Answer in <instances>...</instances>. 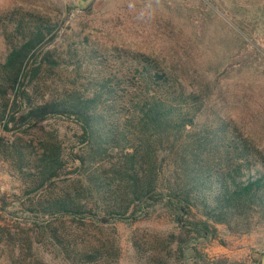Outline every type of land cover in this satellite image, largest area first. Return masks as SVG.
I'll return each mask as SVG.
<instances>
[{
	"label": "trees",
	"instance_id": "1",
	"mask_svg": "<svg viewBox=\"0 0 264 264\" xmlns=\"http://www.w3.org/2000/svg\"><path fill=\"white\" fill-rule=\"evenodd\" d=\"M8 22V53L0 59V157L29 188L25 215L15 222L33 227L35 237L0 221L4 262L119 264L116 224L136 223L158 205L185 234L133 241L137 264H170L190 241L213 236L215 226L232 235L264 228V150L230 120L205 116L202 92L142 53L129 52L127 65L113 69L101 49L81 56L69 47L67 61L57 47L46 49L55 26L38 14L15 12ZM61 66H73L76 75L92 68L83 83L57 85ZM53 117L80 129L82 150L72 172L52 132L29 142L3 135ZM40 247L60 263L40 256Z\"/></svg>",
	"mask_w": 264,
	"mask_h": 264
},
{
	"label": "rangeland",
	"instance_id": "2",
	"mask_svg": "<svg viewBox=\"0 0 264 264\" xmlns=\"http://www.w3.org/2000/svg\"><path fill=\"white\" fill-rule=\"evenodd\" d=\"M15 12L49 20L56 37L46 49L57 47L67 61L69 47L81 56L97 47L113 69L127 65L129 52L158 60L179 75L188 89L202 92L205 116L230 120L256 148L264 150V0H0L1 60L8 53L3 26L10 29L8 18ZM118 55L119 61L115 60ZM122 61L127 63L121 66ZM91 68L84 66L76 75L73 66H61L56 84H67L69 79L83 83ZM44 131L59 138L66 171H74L82 145L80 129L72 120L48 118L32 130L4 131L3 135L29 142ZM28 189L21 175L0 157V221L16 233L29 231L34 239L33 227L22 220L15 222L25 215ZM215 229L213 236L184 245L183 256L177 252L170 264H262L253 253L264 254V228L246 235L229 234L223 226ZM116 231L122 249L119 264H137L135 240L183 233L159 205L136 223L118 222ZM244 240L248 252L241 253ZM171 248L175 250L176 244ZM39 255L60 263L44 247ZM0 264H7L1 252Z\"/></svg>",
	"mask_w": 264,
	"mask_h": 264
},
{
	"label": "crops",
	"instance_id": "3",
	"mask_svg": "<svg viewBox=\"0 0 264 264\" xmlns=\"http://www.w3.org/2000/svg\"><path fill=\"white\" fill-rule=\"evenodd\" d=\"M92 1V0H91ZM241 253H246L248 252V243L245 242V240L242 242V247H241V250H240ZM260 254V255H259ZM262 253H257V252H254L253 253V256L254 258H256L257 256H260V261L261 263L263 264V259H262Z\"/></svg>",
	"mask_w": 264,
	"mask_h": 264
},
{
	"label": "water",
	"instance_id": "4",
	"mask_svg": "<svg viewBox=\"0 0 264 264\" xmlns=\"http://www.w3.org/2000/svg\"><path fill=\"white\" fill-rule=\"evenodd\" d=\"M262 259H263V264H264V254L262 255Z\"/></svg>",
	"mask_w": 264,
	"mask_h": 264
}]
</instances>
